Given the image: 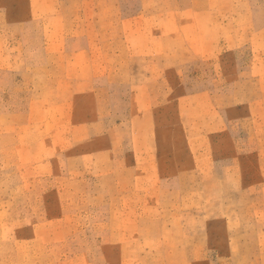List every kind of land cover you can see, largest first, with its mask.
<instances>
[{
  "label": "rangeland",
  "instance_id": "1",
  "mask_svg": "<svg viewBox=\"0 0 264 264\" xmlns=\"http://www.w3.org/2000/svg\"><path fill=\"white\" fill-rule=\"evenodd\" d=\"M0 264H264V0H0Z\"/></svg>",
  "mask_w": 264,
  "mask_h": 264
}]
</instances>
